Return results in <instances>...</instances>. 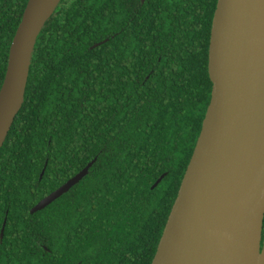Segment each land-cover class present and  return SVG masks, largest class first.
<instances>
[{"label":"trees","instance_id":"1","mask_svg":"<svg viewBox=\"0 0 264 264\" xmlns=\"http://www.w3.org/2000/svg\"><path fill=\"white\" fill-rule=\"evenodd\" d=\"M28 1L0 0V91ZM217 3L59 1L0 150V264L152 263L211 101Z\"/></svg>","mask_w":264,"mask_h":264},{"label":"water","instance_id":"2","mask_svg":"<svg viewBox=\"0 0 264 264\" xmlns=\"http://www.w3.org/2000/svg\"><path fill=\"white\" fill-rule=\"evenodd\" d=\"M59 1L39 25L38 11L43 0H29L13 38L0 91V150L25 100L37 37ZM261 1L218 0L209 49L211 101L151 264H264ZM95 161L43 198L31 212L44 209L68 192L89 173ZM249 163L261 165V169L245 193L241 211L222 212L221 203L227 189ZM4 231L5 225L1 238Z\"/></svg>","mask_w":264,"mask_h":264},{"label":"bare ground","instance_id":"3","mask_svg":"<svg viewBox=\"0 0 264 264\" xmlns=\"http://www.w3.org/2000/svg\"><path fill=\"white\" fill-rule=\"evenodd\" d=\"M57 1L58 0H43L42 7L38 11V17L40 19L39 25L46 18V16L49 15V13L52 11ZM259 19L261 22H264V0H262L260 3ZM39 25L36 28L37 31ZM262 150L264 151V141H263ZM260 169H261V165L249 163L247 164L245 171L239 172L234 177L233 181L231 182L229 188L227 189L223 197L221 203L222 212L236 214L241 211L245 193L248 190V188L255 182L260 172ZM259 233H260V224H259V229L257 230V235Z\"/></svg>","mask_w":264,"mask_h":264}]
</instances>
